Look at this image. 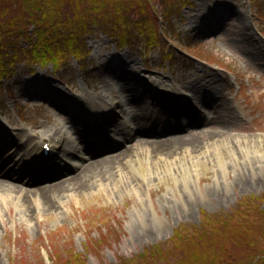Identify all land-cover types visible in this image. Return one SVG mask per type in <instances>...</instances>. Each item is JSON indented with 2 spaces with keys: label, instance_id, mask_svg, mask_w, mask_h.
I'll list each match as a JSON object with an SVG mask.
<instances>
[{
  "label": "rangeland",
  "instance_id": "rangeland-1",
  "mask_svg": "<svg viewBox=\"0 0 264 264\" xmlns=\"http://www.w3.org/2000/svg\"><path fill=\"white\" fill-rule=\"evenodd\" d=\"M153 1L159 7V1ZM176 7L158 8L160 14L166 11L163 30L168 39L147 53L133 30L134 37L124 47L94 31L87 37L82 64L70 58L53 70L51 64L22 62L0 81V161L9 149L12 154L18 150L12 134L23 130L34 134L63 128L78 138L74 131L79 128L90 134L74 113L88 96L108 100L133 93L138 100L134 97L129 107H115L111 114L117 126L122 110H127L139 131L122 143L101 135L113 142V149L87 152L83 160L64 152L69 148L65 140L48 166H28L29 175L16 177L10 171L1 173L0 184L5 189L14 185L11 195L17 198L0 196V264H51L53 252L64 259L68 251L83 254L87 264H114L169 239L178 226L201 224L202 213H227L244 196L264 195V0H185ZM202 84L215 88L216 94L206 109L207 121H200L192 109L198 104L194 94L204 90ZM149 90L157 100L150 98ZM184 95L190 98L187 106ZM162 96L182 106L166 107ZM149 105L160 115L184 111L189 126L172 133L151 126L152 110H142ZM94 119L92 115L89 125L99 133L103 128ZM156 119L160 123V117ZM191 120L195 123L190 125ZM221 121L227 126L217 146H189L181 160H152L156 146L149 144L190 135L206 139ZM65 159L78 160L79 168L58 173L54 167L64 165ZM125 159L129 161L122 168L133 189L116 179L93 191L74 189L63 200V194L43 195L80 173L76 182L87 181L93 167L82 171L91 164ZM72 184L77 183L70 188Z\"/></svg>",
  "mask_w": 264,
  "mask_h": 264
},
{
  "label": "trees",
  "instance_id": "trees-1",
  "mask_svg": "<svg viewBox=\"0 0 264 264\" xmlns=\"http://www.w3.org/2000/svg\"><path fill=\"white\" fill-rule=\"evenodd\" d=\"M158 1L159 7L153 0H0V81L22 62L51 64L53 70L70 58L82 64L94 31L122 47L133 30L149 52L167 37L166 11L159 9L177 8L185 0ZM50 261L87 264L73 251L64 259L53 252ZM114 264H264V195L244 196L227 213H202L201 224L178 226L169 239Z\"/></svg>",
  "mask_w": 264,
  "mask_h": 264
},
{
  "label": "bare ground",
  "instance_id": "bare-ground-1",
  "mask_svg": "<svg viewBox=\"0 0 264 264\" xmlns=\"http://www.w3.org/2000/svg\"><path fill=\"white\" fill-rule=\"evenodd\" d=\"M204 86H205L204 84H202L200 86V87H203V89H204L202 91L201 95L200 94L197 95L196 93L194 94V98H195L194 100L197 101L200 106L205 99L215 98L214 95H216L215 94V88L207 89ZM162 88L165 90H169V87L167 85H162ZM149 92H150V90H149ZM150 94L152 95L151 92H150ZM124 95H122V94L118 95L117 96L118 99H108V100H104L105 96H101L100 98H96V97H92V96L87 95L88 96L87 103L81 106V110H80V107H78V110L75 109L74 113L85 123L86 126H89V123H91L92 115H96V114L98 116H102L105 114L107 115V114H110L108 112L113 111V109L115 110V107H120V108L123 106H125L126 108L129 107L131 104V100L135 96L133 95V93L129 94L128 92H125ZM151 95H150V98L157 100V98H155L153 95L152 96ZM177 95L179 96L181 94L178 93ZM180 101H182V100L180 99ZM189 101H190V98L188 96L184 95L183 102H186V106L188 105ZM161 102L164 105H166V107H171V108H176V107L182 106L181 103H179L178 101H175V99H172L171 96H168V98L165 97V99L162 96ZM179 104H181V105H179ZM144 109L145 110L147 109L148 112H149V110H152V115L150 116V119H151L150 124H151V126H153L154 124H158V125H156L157 128L162 130V131L169 129V128L176 130V128H181V126H189L188 125L189 123L188 124H186V123L190 119L189 120L187 119V117H188L187 114L183 115L182 112H184V111L175 112V113L170 112L167 115H163L159 119L160 123H158L156 116H155V113L157 112L158 108H156L153 105L152 106L149 105L147 107H145V106L142 107L143 111H144ZM183 110H185V109H183ZM134 112L136 113V111H134ZM122 113H123L122 117H121L122 121L119 125L120 128L116 129L115 132L113 131L114 133H111V137L115 141H117V138H122V135L125 136L124 137L125 139H130L131 136H133L134 134L139 132L135 129V125H133L134 123H133L132 119L130 117H128V111L122 110ZM143 113L146 114L145 112H143ZM129 114H131V112H129ZM137 114L140 115V113H138V111H137ZM203 119H205V118H203ZM194 123H195L194 120H191L190 125L194 124ZM226 126H227V123L225 121H221L220 128L215 130L211 134V136H209L206 139H198L199 138L198 136L190 135L187 137H179V138H175L172 140H166L164 142L151 143L149 145L156 146L155 149L152 150V152H151V153H154L152 156V160L153 161L157 160V159H159V161L160 160H168V159L181 160V158L185 157V154H187V152H189V150L187 149V148H189V146H191V147L196 146V148L199 150L207 148L208 145L212 146V147L217 146L218 144H220V142H222V140H220L219 138L221 137V135L223 133L222 131L225 130ZM76 129L77 130L74 131V134L76 132H78V130H81L79 128H76ZM81 134H82V132H81ZM83 134H85V133H83ZM8 136L10 137L11 134L8 133ZM12 136H13L12 137L13 140L16 143V146L19 148H17L18 150L13 154L11 152H9L8 154L4 155V159L0 162V169H1L0 174L1 173L5 174V173H8L10 171V174L11 173L14 174L15 177L17 175L20 176L24 173H27V175H29L30 168L28 166L31 167V165H36V164H39L41 162L46 161L47 159H51L49 156L50 155L49 153L44 154V148L42 147V145L45 143H47V146L49 147L50 152L54 153L61 146V143L65 140H67L69 143H71V145L68 146L69 148L65 147L64 152L66 154H68L69 157H75V158L79 157L81 159H83L82 156H83V154H85V152H89V153L93 154L97 150L96 145L94 143L92 145V149H91V146L89 143H88L89 148L86 147L85 150L81 149V147H80L81 142L80 141L87 142V140L84 141L82 136H79L78 137L79 139H77V138L74 139L63 128H59L56 130L51 129L50 131H47V132H40V133H34V134L23 130L21 133L12 134ZM93 148H94V150H93ZM136 153H134V154H136ZM65 160L68 163L71 162V160L69 161V159H65ZM128 161H126V159H125V162L112 163V162L103 161V162L91 164V165L85 167L82 171V173H83V172H85L86 169H88V167H93L92 173H90L91 175L88 177L87 181L81 182V180H80L79 182H76L81 177V173H80L76 177H73L72 179H70L71 182L65 181L59 185L49 187L47 190H45V192H43V195L46 194L47 192L48 193L52 192L53 195L57 194V196L60 194H63V196L60 197L61 198L60 200H63V198H66L67 196H69V193L74 191V189L85 190L88 188L89 190L93 191L96 188L109 187L112 184L111 181H114L116 179H120V181L124 182L125 189H128V190H129V188L133 189V188H135L134 184L130 183L129 180H127L128 178L124 174L125 170H123V168H122V164H125ZM77 162H78V160H75L71 164L67 163L68 167L65 166L63 169L70 168V166H72V168L77 169L78 168ZM106 163H110V166L107 169H105V167L100 168L99 170L97 169V166H101V165L106 164ZM188 163L191 164L190 162H188ZM107 172H109V174ZM179 174L180 173H178V175ZM72 182H75V184L76 183L77 184L76 185L72 184V188H70V185ZM9 185L11 188L5 189L0 184V187H1L0 188V196L3 197V195L5 194V197H7L8 199L14 200V198H17L16 195H11V192H13L12 188L14 185L8 184L7 186H9ZM136 185H137V183H136ZM7 189H9L10 192H8V193L4 192L3 193L1 191V190L6 191ZM20 189L24 190V188H22V187H20ZM1 192L3 193L2 195H1ZM33 197L34 196H32L30 198L33 199ZM45 200H47V203L50 201L48 199H45Z\"/></svg>",
  "mask_w": 264,
  "mask_h": 264
}]
</instances>
